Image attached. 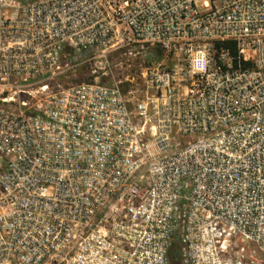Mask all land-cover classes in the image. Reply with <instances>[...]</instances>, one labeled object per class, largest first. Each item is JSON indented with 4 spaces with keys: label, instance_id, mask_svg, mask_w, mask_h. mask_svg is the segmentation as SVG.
Wrapping results in <instances>:
<instances>
[{
    "label": "built area",
    "instance_id": "2783aa9c",
    "mask_svg": "<svg viewBox=\"0 0 264 264\" xmlns=\"http://www.w3.org/2000/svg\"><path fill=\"white\" fill-rule=\"evenodd\" d=\"M0 264H264V0H0Z\"/></svg>",
    "mask_w": 264,
    "mask_h": 264
},
{
    "label": "rangeland",
    "instance_id": "374dc122",
    "mask_svg": "<svg viewBox=\"0 0 264 264\" xmlns=\"http://www.w3.org/2000/svg\"><path fill=\"white\" fill-rule=\"evenodd\" d=\"M83 77H84L83 75H82L81 77H80V76L72 77V80H76V79H78V78H83ZM62 86H65V85L62 84Z\"/></svg>",
    "mask_w": 264,
    "mask_h": 264
}]
</instances>
